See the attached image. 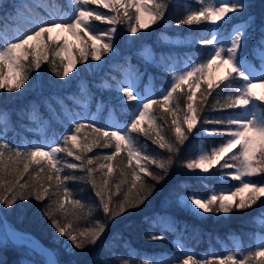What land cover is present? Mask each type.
Segmentation results:
<instances>
[{"label":"snow or ice","instance_id":"snow-or-ice-1","mask_svg":"<svg viewBox=\"0 0 264 264\" xmlns=\"http://www.w3.org/2000/svg\"><path fill=\"white\" fill-rule=\"evenodd\" d=\"M68 2L69 5L73 6V14L67 20L63 17L59 19L53 18L51 21L34 20L32 21L34 26L31 29L24 32L17 30L13 38H9L6 34L0 32V40L3 41V46L0 47V89H6L9 92L21 89L29 79L28 72L30 70L35 69L38 71L41 69L42 64L46 62L54 66L56 58L61 57L62 53H68L65 58L66 63L64 60L61 61L64 66L63 73L56 71L55 67H53V71L55 75L60 76L62 79L69 77V73L77 68V59L73 55V47L68 44L66 39L58 41L52 37L51 33L55 30L69 33L79 40L81 47L75 49V52L78 54L80 62L87 64L89 56L92 61L100 62L104 53L115 50L114 37L117 32L116 25L120 23L118 16L121 9L124 10L123 18L129 21L128 32L135 35L141 29H147L151 24L162 19L165 7L164 4L157 3L156 0H68ZM90 4L102 6L110 12L116 13V15H108L95 8L87 7ZM205 5L201 6L197 11L190 12L184 19L178 20L177 24L193 25L206 21L211 26H214L217 32H220L225 25L231 22L230 13L246 8L243 0H214V2L213 0H205ZM129 8L135 10L133 16L129 15ZM132 20L135 23H131ZM93 21L104 22L112 27H109L104 32L97 33L92 23ZM247 27L248 23L246 21L244 24L235 25L230 31H226L222 35L214 32L211 38L198 40L197 43L199 45L211 46V51L208 53L206 61L201 63L189 62L183 69L175 72L171 83L162 91L159 99L151 96H142L135 89L132 74L126 76L123 81L117 82L116 90L123 94L120 98L121 104H127L129 101L136 102L135 111L124 128L115 127L114 130L108 131L96 126L94 121L85 123L81 122L80 119L70 118L72 128L62 136L65 147L33 145L24 146L23 151L20 146L9 144L3 134L0 133V173L8 172L11 168L13 170L10 175L15 177L14 181L0 179V188L11 193L10 196L0 195V204L5 207H11L17 200H24L29 197H34L38 202L48 199L50 203L46 205V208L50 210L45 211V215L51 220L59 235L66 237V242H70V248L83 249L88 244L95 245L108 230V223L97 219L95 226L78 231L71 223L62 224L56 209L53 207L54 204L58 203L59 209L63 210L65 202L82 207L80 200L70 199L72 193L67 187L63 188L62 201L53 200L54 195H60L59 190L67 181L85 179L74 175L62 176L61 173L64 168L86 170V179L95 189L94 194L99 198L100 208L109 222L130 209L143 204L154 188L146 184L141 174L159 182L163 177L149 171V165L154 164L167 174L173 161L171 157L165 161L164 159L158 160L154 156L147 154L143 148L137 147V142L131 134L143 133L147 135L141 125L146 118L152 124H155V120L152 119L153 106L161 105L166 111H172L167 106L173 100V94L178 91L183 92V86L187 85V103L183 121H180L175 116L174 111L172 112L174 117L172 124L176 140L182 145L188 138L185 135L184 125L187 126V132L191 133L199 121L197 109L193 105L196 95L194 89L201 88L203 81L207 85L209 95L214 89H218L221 84H224L225 89L229 91V95L222 105L217 100L220 110L238 109L239 112H233L227 117L214 120L204 118L199 121L204 124L221 125L222 127L206 128L204 132L206 135H223L225 138L210 151L201 152L197 158L190 159L186 167L190 170L199 169L205 173L216 166H219L221 170L231 169L232 171L226 173L222 178L230 177L232 181L238 182V186L228 192H220V194H216L213 191L207 198L182 196L180 198L181 202L188 207L200 210V215L207 213L227 214L233 209L240 211L251 208L264 197V109H261L260 104L257 103H264V96H258L253 91L257 83L264 85V29L261 30L257 43L251 52L253 58L258 59L260 62L259 72L257 73V70L248 63V54L244 52L248 41L252 39L250 33L246 30ZM106 40L107 42H105ZM50 45H58V47L52 50ZM50 52L52 55L51 60H49ZM30 57L31 63L29 66L25 62L29 61ZM223 65L228 66L224 75L218 79L215 78L214 74L209 70ZM6 68L7 71L5 70ZM165 70L168 69L166 68ZM234 81H238L240 87L233 88L232 84ZM204 99L206 100L207 96ZM58 102L62 103V101ZM31 118H34V116ZM84 127H90L95 133H99L103 142L94 140L92 143L83 145L78 143L77 134ZM157 135L160 138L159 140H154L153 143H158L161 149L167 147L168 151L172 152L173 146L167 143L159 132H157ZM68 144H71V147H67ZM45 147H48L49 150L45 151ZM93 147H114V151L102 157L96 155L87 159L80 154L92 152ZM73 149L77 151H73ZM6 151L11 154L9 156L11 164L6 163L4 160ZM122 151H126L127 166L132 169L131 184L129 187L126 177L123 179L118 178V182H111L114 183L115 188V191H112L109 178L112 177L115 169L111 162ZM61 152L66 153L68 157H73L76 161H81V163L61 160L57 156ZM101 160L104 162L99 163L98 167L94 166V161ZM134 160L135 164L133 165ZM20 163H23L22 171L17 167ZM33 164L39 169L37 175L43 173L45 168L48 169L46 179L49 182V187H44L43 184L29 185L27 181L21 183L25 174H28L29 177L32 176L29 168ZM181 166L185 165L182 164ZM96 173L103 177L99 184L96 183L94 177ZM119 177H124L123 170L119 172ZM254 177H261L262 179H251ZM53 180L56 182V187L50 193L49 188L52 186L51 182ZM137 181L140 182V186L137 185ZM122 186H124L123 193L121 191ZM132 189H136V196L130 199ZM142 193L144 194L142 195ZM114 196L118 197L115 203H113ZM160 219L162 220L163 218ZM146 222L150 228L156 225L155 219L146 218ZM0 231L3 233L0 236V246L3 245L4 239L7 238L14 242H27L30 247L34 246L30 237L12 229L3 216H0ZM163 238V235L157 236L154 233H150V239ZM113 240H120L118 233L114 235ZM45 254L48 256L46 264H58L52 258L51 253L46 252ZM25 264H28V262H25ZM112 264H115V262H112ZM122 264H127V262L122 261ZM176 264H264V238L260 240L255 251H250L246 255L237 252L229 253L222 257L197 258L193 253H182Z\"/></svg>","mask_w":264,"mask_h":264},{"label":"trees","instance_id":"trees-1","mask_svg":"<svg viewBox=\"0 0 264 264\" xmlns=\"http://www.w3.org/2000/svg\"><path fill=\"white\" fill-rule=\"evenodd\" d=\"M57 1L62 3L63 6L65 5L64 0ZM16 2L17 0H0V27L4 20L7 19V13L14 11ZM156 2L165 5L163 18L151 24L147 29H141L135 35L128 32L129 21L123 18L124 10H120L118 16L120 23L116 25L117 32L114 37L115 50L104 53L100 62L92 61L90 56L87 64L80 62L75 49L80 48L81 45L76 46L73 43V55L77 59V68L69 73V77L62 79L60 76L55 75L53 71V67H55L56 71L61 72V74L63 73L64 66L61 61L64 60L66 63V59L61 56L56 58L54 66L46 62L42 64L40 70H30L28 72L29 79L21 89L12 92L2 90L0 92V116L3 112L7 113V120L3 121L0 119V133L3 134L7 142L13 146H20L23 151L24 146H31L29 143L31 138L39 139L41 137V133L33 131L30 128L34 125V120L31 117L36 112L41 114L40 121L44 130V136L53 137L57 146L65 147L62 136L72 128V123L64 115H62L64 118L63 123L57 122L55 117H51V110L49 109V104H47V102H51L57 107L58 112L62 113L58 102H56L59 98H64L71 108L80 109L81 106L75 102V97L83 98V96L88 95L87 97L90 98L89 105L93 109H95L96 104H103V110L101 111L102 120L109 115L110 109L113 108L121 116L120 118L126 122L129 119L128 111L135 106V102L129 101L127 104H121L120 98L123 94L116 90V84L122 69L128 65V59L133 61L135 68L138 65L139 69L145 71L149 69L152 71L153 88L155 91L154 98L159 99L160 88L167 86L171 74L159 66L145 64L139 51L147 41H153L154 49H158L157 42L160 46L161 33L191 39L190 42L184 45V48L174 50L176 53L178 52L181 59L189 57L198 58V55L204 57L209 51L210 46L199 45L196 39H209L210 32L216 28L206 21L193 25L177 24V21L184 19L189 12L184 2H188L190 5L199 8L200 0H156ZM243 2L246 4V8L235 13H230L229 15L232 17L231 22L225 25L224 29L217 32V34L222 35L224 32L230 31L234 24L246 20L247 16L250 15L252 18L249 21L247 31L250 33L252 39L248 41L247 48L244 49V52L248 54L247 57L249 59L254 60L251 52L257 43L261 30L264 29V0H243ZM88 7L95 8L108 15H116V13H112L102 6L90 4ZM128 13L130 16H133L135 10L129 8ZM93 23L101 30L109 26L99 21H93ZM131 23H135V21L132 20ZM57 47L58 45H50V49L52 50H55ZM160 49L162 50L163 48ZM167 49L171 48L169 47ZM51 59L52 55L50 52L49 60ZM25 63L30 66L31 57ZM102 79L108 80L109 83L107 86L102 84ZM82 80L88 81L89 84L88 89L85 91L81 88ZM145 80L146 77L144 78ZM232 87L238 88L240 87V83L234 81ZM187 92L186 85H184L183 92L178 91L173 94V100L167 106L172 111H166L161 105L153 106L152 119L155 120V124H152L146 118L141 125L147 135L143 133L131 134L137 142V147L143 148L147 154L154 156L158 160L164 159L165 161L171 157L173 161L167 174L154 164L149 165V171L154 172L157 176L163 177L159 182L141 174L146 184L154 188L151 195L147 197L143 204L130 209L123 215L116 217L115 220L109 222L100 208L99 198L94 194L95 189H93L86 179V170L64 168L61 173L62 176L74 175L76 177H84L85 179L67 181L60 188V195H54L53 200L62 201L63 188L67 187L72 193L70 199L80 200L82 207L68 204L67 202L64 203L63 210L59 209L58 203L54 204L53 207L56 209L62 224L71 223L78 231L95 226L97 219L108 223V230L95 245L88 244L83 249L70 248L68 251H64L56 243L55 234L57 231L51 220L45 215V211L50 210L46 208V205L50 203L48 199L43 202H38L34 197H29L24 200H17L11 207H5L3 204H0L1 210L9 224L13 228L36 236L53 250L59 264H106V262L108 264H112V262L122 264V261H126L127 264H164L163 259L165 256L180 252V249L171 242L175 236L183 241L185 247H192L197 252V256L208 252L209 249L221 253L222 248L232 244L236 238L247 240L250 251H254L253 233L257 229L264 232V223L258 222V218H264V198L257 201L251 208L240 211L233 209V211L222 218L210 216L212 213H209L206 217L196 218L191 211L185 210L177 205V198L182 192L190 191L208 194L211 187L223 185L218 184V182L215 183L209 178L191 177L186 164L197 150L198 140L201 139L200 136L198 138V135H200L202 128L222 127L221 125L204 124L199 121H202L204 118L218 119L225 112L233 111L231 109L220 110V106L217 104V100H219L222 105L229 95V91L225 89L224 84H221L220 88L214 89L211 95H209L207 85L202 81V86L195 91L196 95L193 100L199 121L191 133L187 132V126L184 125L185 135L188 138L181 145L176 140L174 126L172 124L174 118L172 112L174 111L175 116L180 121H183L186 112ZM205 96H207L206 100L204 99ZM259 104L260 108L264 109V103L259 102ZM85 123L87 122L85 121ZM157 132H159L160 136L164 137L167 143L173 146L172 152H169L167 147L161 149L158 143H153L154 140H159L160 138ZM77 135V142L81 145L92 143L94 140L103 142L100 134L95 133L90 127L82 128ZM219 137L204 138V141H208V144H214L215 139ZM67 147H71V144H68ZM73 151L77 150L73 149ZM112 151H114V147H93L92 152L80 154L87 159L96 155L102 157ZM10 155L7 151L5 152L4 160L8 164H11V160L9 159ZM57 156L61 160L78 164L81 163V161L74 160L73 157H68L64 152L58 153ZM102 162L104 161H94V166L98 167V164ZM111 163L115 171L112 177L109 178L110 183L118 182V178L123 179L126 177L128 186L130 187L132 169L127 166L126 151H122ZM134 164L135 161H133ZM182 164L185 166H181ZM17 167L22 171L23 163H20ZM12 170L10 168L8 172L0 173V179L14 181L15 177L10 175ZM121 170L124 171V177H119ZM29 171L32 173V176L29 177L28 174H25L21 183L27 181L29 185L43 184L44 187H49V182L46 179L48 174L47 168H45L43 173L37 175L39 169L33 164L30 165ZM94 177L97 184L103 178L99 173L94 174ZM256 179L261 180L260 177ZM136 183L140 186L139 181ZM51 185L49 188L50 193L56 187L55 180L51 182ZM111 187L112 191H115L114 183H111ZM123 190L124 186H122V193ZM0 195L10 196L11 193L0 188ZM135 196L136 189H132L130 199ZM116 199L118 197L114 196L113 203H115ZM146 218L155 219L156 225L150 228L146 222ZM160 218L163 219L161 220ZM161 222H167L169 224V226L164 228L166 231L165 236H163L164 238L150 239V233L159 236L158 225ZM117 233L120 236V240L115 241L113 237ZM64 240H66V237L63 236ZM113 245L115 246L113 247ZM26 250L27 248L25 246L15 245L7 239L0 246V264H22V260L25 258L24 255H27ZM35 258L38 261L37 264H46L43 256L35 253ZM167 258L169 259V257Z\"/></svg>","mask_w":264,"mask_h":264},{"label":"rangeland","instance_id":"rangeland-1","mask_svg":"<svg viewBox=\"0 0 264 264\" xmlns=\"http://www.w3.org/2000/svg\"><path fill=\"white\" fill-rule=\"evenodd\" d=\"M42 0H20V3L18 4V12H17V16L14 19V22L12 23V25H5V29L3 31H1L2 33L6 34L9 38H13L16 33L17 30H19L20 32H24L27 31L29 29H31L34 25L32 23V21L34 20H43V21H51L53 18L59 19L61 17H63L65 20L69 19L71 17L72 13V5H69L68 0L66 1L67 6L70 8V10L68 9H63V7L58 4L57 2H52L50 5H47L45 7H47V11H46V16H43L39 10L37 9V6L41 4ZM214 2V0H213ZM45 4H48L47 2H44ZM201 6H206L205 5V0L201 1ZM199 7V8H200ZM199 8H196L194 5H190L189 6V13L192 11H197L199 10ZM188 13V14H189ZM249 18H252L250 15L247 16V19L241 22H237L235 25H239V24H244L246 21L247 23H249ZM251 20V19H250ZM93 23V22H92ZM93 25L95 26L97 33H101L106 31L109 27H112L111 25L107 26L105 29H98L96 27V24L93 23ZM234 25V26H235ZM233 26V27H234ZM232 27V28H233ZM248 28V27H247ZM247 30V29H246ZM214 32H217L216 30L212 31L210 38L212 36V34ZM52 37L56 40H64L66 39L68 41V44L70 45V43L72 41L75 42L76 45H78L79 40L76 39L75 37L71 36L69 33L66 32H62L60 30H55L51 33ZM191 39L188 38H179L176 36H171V35H167L164 33L160 34V46L158 45L157 42V47H159L158 49H154V45H153V41L147 42L145 44H143L141 50H140V55L143 56L144 61L147 64H155L157 66H160L163 69H168V71L171 74V81L173 78V75L175 72L180 71L181 69H183L185 67L186 64H188L189 62H194V63H201V62H205L208 53L211 51V46L209 51L206 53V55L204 57H200L198 55V58H184L181 59L180 56L178 55V52L176 53L174 50H177L179 48H184V45L187 42H190ZM107 42V40L105 41ZM185 42V44L183 43ZM35 43V42H33ZM179 43L176 47H171L173 44H177ZM169 45V46H168ZM3 46V41L2 44H0V47ZM171 48V49H167V48ZM160 48H163L162 50ZM170 50V51H168ZM61 55H63L64 57H67L68 53H62ZM249 59L247 57L248 63H250L256 70L257 73L259 72V68H260V62L258 59L253 58ZM227 65H223L219 68H213L210 69L209 71L212 72L214 74L215 78H220L224 75L226 69H227ZM7 71V68L5 69ZM136 69L134 67H132L131 65L128 66L127 68H125L123 70V73L121 75V78L118 80V82L123 81L124 78L126 76H128L129 74L133 75L134 78V82H135V89L142 95V96H151L153 97V91L151 88L152 85V75L150 73H147V82L142 86V76H143V71L139 70V71H135ZM170 81V83H171ZM81 86L84 90L87 89L88 87V83L86 81H81ZM102 83L104 85H106L108 82L106 81V79L102 80ZM169 83V84H170ZM168 84V85H169ZM168 87V86H167ZM166 89V88H164ZM164 89H161L160 94L162 93V91ZM186 89L188 90V87L186 85ZM2 90H6V89H0V92ZM197 89H194V91H196ZM253 91L256 93V95L258 96H264V85H261L260 83H257V86L253 89ZM58 101H62V103H58L60 106V109L62 111V113L64 115H67L68 118H76V119H80L81 121H94L95 124L99 127H102L104 130H114L115 127H119V128H124L128 122H123L118 116H116V114L110 112V115L108 117H106L104 120L106 122L102 123L103 121H101V109H102V104H98L96 105L95 109H93L92 107H90V105H88L89 102V98L88 97H84L83 99L81 97H76L75 101L81 106L80 109H75V108H71L68 103L62 98H59ZM51 105V104H50ZM52 106V105H51ZM52 110H53V114H55L58 110L55 106H52ZM135 111V108L133 110L130 111V119L131 116L133 114V112ZM239 112V110H238ZM231 113L225 112L223 115H221L222 117H227L229 116ZM56 118H58L59 121H62V118L58 115V113L55 114ZM34 118L37 119L38 115L35 114ZM0 119L3 121L7 120V115L5 112L2 113V115L0 116ZM36 125H39V127H35ZM35 126L31 127L33 131H37V132H41L42 133V125L40 122H37L35 124ZM207 127H203L201 130L200 135H198L201 137V139L198 140V147L197 150L194 152L193 156L190 159L193 158H197L198 154L204 151H210L214 146H218L221 141L224 140V136L223 135H206L204 132V129H206ZM210 128V127H209ZM212 128H216V127H212ZM215 136H220L218 139H215V143L214 144H208V141H204V138H212ZM30 144L33 145H49L51 147H56L57 145L55 144V139H53L52 137H46V136H42L40 139H35L32 138L30 139ZM45 151L49 150L48 147L44 148ZM189 159V160H190ZM188 160V161H189ZM187 161V162H188ZM189 170V174L191 177L194 178H199V177H204V178H209L211 180H213L214 182H219V184H224L227 182H232L229 185H225V186H219V188H211V190L209 191V194L205 195V194H201L199 192H194V193H183L180 197H178L177 199V205L179 207H182L185 210H189L191 211L196 218H202V217H206L209 213L207 214H203L200 215L198 209H195L194 207H188L185 203L181 202V197H188V196H195V197H203V198H207L209 195L212 194L213 191L216 192V194H220V192H228L230 189H234L235 186H238V182L237 181H232L230 179V177L223 179L222 177H224V175L226 173L231 172V169H219V166H216L215 168L210 169L209 172L205 173L199 169L196 170ZM257 177L251 178L254 180ZM261 178V177H260ZM248 179V178H246ZM262 179V178H261ZM264 198V197H262ZM228 214V213H227ZM227 214L224 213H212V215L210 214V216H214L215 218H222L225 217ZM262 220H260L261 222ZM166 226H169V224L167 222H161L158 225V228L160 230V234H164V228H166ZM3 233L2 231H0V236H2ZM264 238V233L260 232V231H256L253 235V239L255 242V249H257V245L260 242V240ZM8 239V238H7ZM7 239H4L5 243L7 241ZM55 241L57 244H59V246L64 250V251H68L70 249L69 242H66V240L63 241V236L59 235L58 232H56L55 234ZM173 242L175 244H181L182 242L178 239V238H174ZM27 248L26 250V254L24 255L25 258L22 260V264H25V262H28V264H37L38 261L35 258V253L38 255L43 256L42 254L38 253L34 248L30 247V246H26ZM237 252H241L243 254H247L248 253V247L245 245V241L242 239H238L234 242V245L232 248L225 250L224 255L229 254V253H237ZM184 253H193L195 254V252L191 249H186L184 251ZM220 256V257H222ZM44 257V256H43ZM181 257V256H179ZM204 256H202L203 258ZM238 258H240L238 256ZM178 257L176 256H171L170 260L166 261L164 264H176Z\"/></svg>","mask_w":264,"mask_h":264},{"label":"water","instance_id":"water-1","mask_svg":"<svg viewBox=\"0 0 264 264\" xmlns=\"http://www.w3.org/2000/svg\"><path fill=\"white\" fill-rule=\"evenodd\" d=\"M0 216H3L4 217V215L2 214V212L0 211ZM5 218V217H4ZM6 222H7V220H6ZM8 224V223H7ZM15 231H17V230H15ZM18 233H23V234H25L24 232H21V231H17ZM29 236H30V238H31V241H32V243H37V244H39L40 245V247L38 248V250H40L41 252H43L44 254L47 252V253H51V255H52V258H54L56 261H57V259H56V257H55V255H54V253L46 246V245H44L41 241H39L36 237H34L33 235H31V234H28ZM13 241V240H12ZM14 242V241H13ZM15 243H18V242H15ZM22 243V242H21ZM23 243H25V244H28L27 242H23ZM46 255V254H45ZM46 257H47V259H48V256L46 255ZM58 262V261H57ZM59 264V263H58Z\"/></svg>","mask_w":264,"mask_h":264}]
</instances>
